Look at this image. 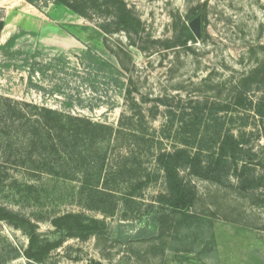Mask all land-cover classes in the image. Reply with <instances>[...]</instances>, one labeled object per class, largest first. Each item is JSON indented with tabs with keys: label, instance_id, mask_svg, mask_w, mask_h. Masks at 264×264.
Returning <instances> with one entry per match:
<instances>
[{
	"label": "rangeland",
	"instance_id": "rangeland-1",
	"mask_svg": "<svg viewBox=\"0 0 264 264\" xmlns=\"http://www.w3.org/2000/svg\"><path fill=\"white\" fill-rule=\"evenodd\" d=\"M125 1L141 22L140 33H132L130 39L126 33L106 36L66 8L50 5L39 10L25 0H0L6 18L0 40V95L59 108L55 98L65 96L46 97L31 87V64L63 57L77 67V57L91 48L119 70L125 87L102 84L109 79L101 75L94 92L72 79L73 93L86 99V105L100 97L104 100L95 110L79 108L73 115L115 130L133 122L136 132L145 131L150 143L154 140L170 151L180 146L181 121L193 114L197 103L230 106L218 117L235 134L254 132L247 146L254 156L252 167L263 175L259 119L253 109L236 105V96L243 80L257 71V82L246 97L257 102L264 96V0ZM196 18L201 19L202 32L196 43L189 44L191 50L169 48L177 26ZM131 41L136 45L131 46ZM41 80L48 88L56 83L63 86L58 79L33 77L34 82ZM127 90H132L130 99ZM123 141L113 140L101 152L108 153L113 166L134 155L142 164L146 185L135 195L130 185H121L100 210L79 200L78 182L32 178L2 165L0 149V172L8 173V180L0 183V205L31 219L42 238L58 241L60 234L51 222L66 214H81L87 223L99 222L98 230L86 238L66 239L43 264H264V188L245 193L236 181L232 187H222L183 171L197 191V202L187 215L167 213V220L160 223L156 214L157 198L165 191L163 173L151 153L128 148L130 141ZM14 181L19 186H12ZM152 205L157 209L151 211ZM28 245L25 232L0 223V264H29L23 256Z\"/></svg>",
	"mask_w": 264,
	"mask_h": 264
},
{
	"label": "trees",
	"instance_id": "trees-1",
	"mask_svg": "<svg viewBox=\"0 0 264 264\" xmlns=\"http://www.w3.org/2000/svg\"><path fill=\"white\" fill-rule=\"evenodd\" d=\"M25 1L39 10L50 5L66 8L95 24L106 36L126 33L130 39L132 33H140L141 22L128 8L125 0ZM191 18L190 16L189 19ZM5 27L6 18L0 11V40ZM193 42L196 43V37L189 25L184 23L175 29L174 41L169 48L191 50L189 44ZM130 43L131 46L136 45L133 41ZM1 47L0 42V50ZM77 60V67H72L69 60L63 57L53 58L48 62L34 61L31 64V87L46 97L65 96L64 100L55 98L60 104L59 108L21 102L0 95L2 165L26 172L32 178L46 176L78 182L79 200L92 210H100L106 198L112 197L121 185H130L133 195L146 185L141 172L142 164L134 155L124 157L113 166L109 162L108 153L101 152V147L106 144L109 146L113 140L130 141L128 148L133 146L140 153H151L158 169L163 173L165 191L157 198L160 208L156 214L160 223H164L170 213L187 215L197 202V191L183 177V171L222 187H232L236 181L237 188L245 193L264 188V174H257L252 167L254 156L247 146L249 137L254 132L248 134L241 131L235 134L218 117L219 113L228 111L230 106L209 107L207 103H197L193 114L181 121L180 146L170 151L164 150L154 140L150 143L145 131L139 130L141 135L136 132L133 122L122 123L115 130L107 124L73 115L72 111L79 108L95 110L101 107L104 100L102 97L98 100L93 98L96 102L86 105V99L73 93L72 79H78L80 84L90 87L94 92L98 89L96 84L99 83L101 75L109 79L108 82L102 81V84L114 83L119 89L125 87L118 78L121 75L119 70L93 49L83 52ZM258 73L254 72L243 80L241 89L237 92L236 105L253 109L259 119L258 138L264 140V96L257 102L248 101L246 97L248 92L253 91ZM36 75L53 82L58 79L63 82V86L56 83L53 88H48L42 80L33 81ZM66 89L71 92L67 94ZM126 95L130 99L132 90H127ZM160 102L167 105L165 100ZM132 139H135L134 143ZM124 146L126 145L120 147ZM0 173V183L3 184L8 180V173ZM12 186H19L18 181H14ZM26 188L32 189L29 185ZM150 207L151 211L157 209L155 205ZM1 222L25 232L29 245L23 256L29 264H43L50 253L62 246L66 239H84L99 227L98 221L87 223L81 214H66L52 220V226L60 234V239L52 242L42 238L37 224L31 219L0 205ZM15 257L20 256L18 254Z\"/></svg>",
	"mask_w": 264,
	"mask_h": 264
},
{
	"label": "water",
	"instance_id": "water-1",
	"mask_svg": "<svg viewBox=\"0 0 264 264\" xmlns=\"http://www.w3.org/2000/svg\"><path fill=\"white\" fill-rule=\"evenodd\" d=\"M202 23L200 18L194 19L190 24L189 28L197 39L201 38Z\"/></svg>",
	"mask_w": 264,
	"mask_h": 264
},
{
	"label": "crops",
	"instance_id": "crops-1",
	"mask_svg": "<svg viewBox=\"0 0 264 264\" xmlns=\"http://www.w3.org/2000/svg\"><path fill=\"white\" fill-rule=\"evenodd\" d=\"M5 30V29H4Z\"/></svg>",
	"mask_w": 264,
	"mask_h": 264
}]
</instances>
